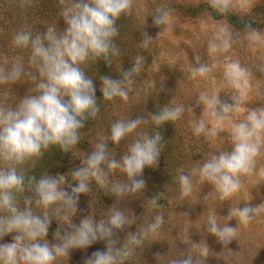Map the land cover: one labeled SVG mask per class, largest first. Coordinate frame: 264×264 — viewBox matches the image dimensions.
<instances>
[{
    "label": "clouds",
    "instance_id": "9594fccd",
    "mask_svg": "<svg viewBox=\"0 0 264 264\" xmlns=\"http://www.w3.org/2000/svg\"><path fill=\"white\" fill-rule=\"evenodd\" d=\"M58 15L65 28L49 24L43 31L21 28L14 32L11 44L26 51L28 63L35 71L26 70L21 59L0 67V85H14L21 78L36 82L32 94L24 95L15 106L0 104V241L15 233L11 243H0V264H58L71 251L88 249L97 242L104 248L87 256L83 264H127L144 242L155 237L164 224V216L154 218L136 232H128L123 240L117 233L127 229L135 218L119 207H112L105 218L96 220L85 215L79 223L73 217L79 211V198L92 186L119 198L142 193L146 182L145 168L155 167L160 157L163 137L158 131L163 125L179 120L185 112L183 104L160 108L149 117L114 121L107 135H101L90 153H84L79 166L70 173L37 177L27 174L24 165L46 150L59 148L63 152L77 146L85 122L95 119L100 111L94 79L86 74L83 65L103 60L110 66L121 56L116 43L119 35L117 21L131 13L133 0H59ZM210 6L220 14L232 7L231 0H210ZM170 10L158 8L153 24L161 27L170 23ZM249 39L260 33L246 26ZM153 39L144 34L141 47L147 48ZM232 33L225 27L217 29L209 41L211 53H225L233 44ZM196 65L190 78L207 77L217 66ZM144 57L137 55L131 67L120 69V78L100 76V91L104 100H128L134 76L142 69ZM225 85L237 90L233 103L220 100L215 92L202 94L197 104L203 105L204 117L215 122L209 128L204 118L193 120L196 135L218 137L223 122H230L228 137L230 151L213 152L192 169V175L179 170L177 180L180 196L188 198L194 190L193 176L200 183L211 185L218 198L227 201L241 189V176L253 171L256 158L264 149V106L243 109L240 100L247 94L249 72L238 60L225 62L222 68ZM7 95V92H5ZM245 112L242 119L233 120L234 113ZM151 124L153 131L143 130ZM125 150L117 158L116 148L122 142ZM112 145L113 147H110ZM69 176L71 183H67ZM118 176L125 179H117ZM67 185V186H66ZM70 189V190H69ZM160 196L147 200L150 209H157ZM206 199V197L204 198ZM231 207L224 223L210 215L205 230L227 245L237 236V224L253 220L258 207ZM55 219L62 227L53 233L54 243L46 237ZM66 227L67 230L62 231ZM199 254L200 244H194ZM169 264H198L193 255L174 258Z\"/></svg>",
    "mask_w": 264,
    "mask_h": 264
},
{
    "label": "rangeland",
    "instance_id": "374dc122",
    "mask_svg": "<svg viewBox=\"0 0 264 264\" xmlns=\"http://www.w3.org/2000/svg\"><path fill=\"white\" fill-rule=\"evenodd\" d=\"M231 4L232 14L250 21L255 10L264 5V0H231ZM198 5L210 6V0H133L131 13L123 16L126 51L110 65L114 67V74L120 78L121 68L129 69L137 55L144 57L141 71L134 76L129 98L126 101L120 98L109 101L84 136L83 148L75 153L68 166L52 174L67 175L79 166L84 153H90L99 137L109 133L114 121L147 118L150 113H158L167 104L184 105V114L172 124L176 125L173 133L175 140L181 137L186 147L181 149L179 158L178 152L174 155V162L162 158L155 167L144 169L142 178L146 187L142 193L119 198L93 185L89 193L79 198V211L73 217V223L78 224L85 215H92L96 220L103 219L112 207H119L135 218V222L127 229L117 233L120 240L128 232L138 231L156 214L164 216L165 222L158 234L147 239L127 264H169L174 258H186L188 255H193L198 264H264V149L256 158L253 171L241 176L240 191L227 201L220 200L211 185L198 182L195 176L192 195L188 198L180 196L177 180L179 170L183 169L185 174L192 175V169L203 163L211 153L231 150L229 121L223 122L218 137L196 135L191 127L193 120L201 118L206 119L209 128L215 124L210 118L202 116L203 105L197 104L200 95L215 92L222 102L228 104L233 103V97L238 95L237 90L224 83L222 68L225 62L238 60L248 69L249 87L247 94L240 100L241 108L264 106V29H255L260 33L259 39H249L246 31L236 29L224 21L213 20L206 11L190 16L188 8ZM59 7V0H0V67L10 66L16 59H21L26 70L35 71L28 63L26 51L12 46V35L21 28L43 31L49 24L55 23L63 30L65 24L58 15ZM158 8L171 11L168 25L158 27L153 24V15ZM261 15L258 12L255 18L264 24V16ZM221 26L232 33L234 42L225 53H211L209 41ZM144 34L153 39L147 48L141 47ZM129 46L131 49L127 50ZM197 56L201 63L217 66L207 77L192 79L190 72L193 66H198L195 61ZM93 65V62H89L82 67L94 79L98 88L100 80L95 78ZM35 83L22 77L14 85H0V104L15 106L24 95L32 94ZM244 115L245 112L234 113L233 120L238 121ZM142 128L151 132L153 126L149 124ZM127 142H122L116 148L117 158L125 150L124 143ZM117 179L125 178L118 176ZM67 183H71L70 176ZM158 195L160 206L150 209L147 200ZM237 203L240 208L247 205L258 207V210L248 224H237L235 218L229 221L230 226L237 227V236L224 245L205 230V225L210 215H216L218 222L224 223L223 218ZM60 227L62 225L53 219L46 237L50 243L55 242L53 233ZM61 230L67 229L65 227ZM14 235L9 234L0 243H11ZM194 244H200L201 249H206L204 254H199ZM103 248L104 243L97 242L88 249L73 250L68 258L58 264H83L87 256Z\"/></svg>",
    "mask_w": 264,
    "mask_h": 264
},
{
    "label": "trees",
    "instance_id": "16d2710c",
    "mask_svg": "<svg viewBox=\"0 0 264 264\" xmlns=\"http://www.w3.org/2000/svg\"><path fill=\"white\" fill-rule=\"evenodd\" d=\"M257 9V8H256ZM201 11L208 12V15L215 21H224L228 25L245 31L246 26H251L253 29H264V24L259 22V18H255V15L259 13H262L261 17L264 16V5H262L259 10H255V14L253 16V19L250 21H245L244 19H241L239 17H236L234 14H232L230 11L226 14H220L215 9H213L209 5H198L196 7H190L188 8V12L190 16H197ZM123 16L117 21V27L119 28V35L116 37V43L119 47L121 53L126 51L127 42L125 39V27L123 26ZM260 21H262L260 19ZM131 49L129 46L127 50ZM133 53V52H132ZM116 60V59H115ZM113 60V62L115 61ZM93 72L96 79H99L100 76H111L113 79H119V77L116 76L115 70L113 72L114 67L108 66L105 64L103 60L93 62ZM100 80V79H99ZM96 98L98 100V105L100 108V111L98 115L102 112V109L105 108L106 104L109 103V101L104 100L102 97V92L100 91V86L98 85V88H96ZM105 103V105H104ZM97 115V117H98ZM96 117V118H97ZM95 118V119H96ZM95 119H90L85 122V126L83 129H81V139L77 146L71 148L70 152H63L59 148H51L49 150H46L44 155L42 157H38L32 161L27 162L24 165L25 171L27 174H33L39 177L40 175L44 173H48L49 175H52L56 170H62L65 166H68L71 161L72 157H74L75 153L83 148V138L86 136L87 132L93 127V123H95ZM176 125L172 123H168L163 125L161 128L158 129V131L161 133L163 140L161 144L162 152L160 154V160L162 158L164 161L172 160L174 162V155L178 152V158L179 153L181 152V149L186 147L185 143H182V138H174V131ZM154 128L151 130L153 131ZM179 164V161H177Z\"/></svg>",
    "mask_w": 264,
    "mask_h": 264
}]
</instances>
